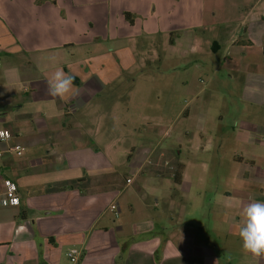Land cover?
<instances>
[{
	"label": "crops",
	"instance_id": "obj_1",
	"mask_svg": "<svg viewBox=\"0 0 264 264\" xmlns=\"http://www.w3.org/2000/svg\"><path fill=\"white\" fill-rule=\"evenodd\" d=\"M187 57L219 65L210 73H227L222 92L235 101H227L229 116L182 79L188 99L170 104L192 122L193 133L178 136L192 139L144 150L157 176L171 179L164 205L185 204L192 214H136L127 202L114 230L104 203L121 195L119 139L90 126L101 123L113 84L136 62ZM57 68L75 77L77 95H48ZM252 83L264 88V0H0V130L24 148L0 160V192L7 178L20 198L17 207L0 206V264H58L71 249L81 253L77 264H233L232 255L243 256L237 264H264L242 251L238 236L242 207L264 202V96L244 92ZM125 229L126 243L117 238Z\"/></svg>",
	"mask_w": 264,
	"mask_h": 264
},
{
	"label": "rangeland",
	"instance_id": "obj_2",
	"mask_svg": "<svg viewBox=\"0 0 264 264\" xmlns=\"http://www.w3.org/2000/svg\"><path fill=\"white\" fill-rule=\"evenodd\" d=\"M236 15V12L228 13L231 18H235ZM121 45L127 46L125 42ZM137 53L139 50L136 51V55ZM230 63L231 61H228L226 67ZM200 65L201 67L193 62V57H187L184 60H161V62L151 59L150 62L142 65L140 62H136V65L129 72L123 73L113 84L111 89L115 92L112 91L114 93L112 100H108L110 104L107 107L109 109H105L101 123L94 122L90 126L93 130L97 128L113 134L114 140L119 139L116 146L119 183L115 188L121 192V195L119 198L107 199L104 203V210L107 205L115 204L120 206L121 216L118 219H113L112 213L106 210L104 223H108L110 228L115 230L120 223H125L128 214L127 202L132 204L136 214L162 215L164 219L170 213L192 214L193 209L185 204L178 205L174 210H169L164 205V196L172 187L171 179L157 176L154 166L148 164L149 156L144 153V150L151 151L155 148L156 151H164L167 148L173 149L171 147H175L178 143L185 145L192 139V136H178L182 134L183 130L192 134V122L185 121L183 117L176 118L182 106L176 103L170 104V100H180L185 97L188 99L186 92L178 90L182 79L187 81L186 85H188L189 90L198 93L209 104H212L210 101L214 97L220 102L221 111H226L231 116L230 113L233 109L227 102L231 98L227 99L228 97L222 92L224 86L227 88L225 84L228 81L225 80L227 73L217 69L211 74V69L215 71L218 68L219 65L217 64L211 68L209 66L203 67L201 63ZM208 87L211 88V92H209ZM115 88L117 89L114 90ZM220 90L221 92H219ZM99 98L100 101L106 99L104 97ZM231 100L234 101V99ZM208 109L215 112L217 105L209 106ZM108 112L109 119H105ZM228 123L229 119L224 126H228ZM98 143L101 145V150L107 151L108 142ZM151 157L158 159L155 157V153ZM149 160L151 161V158ZM171 172L173 173V170ZM125 178L129 179L128 186L125 183ZM143 197L147 207L140 203L143 201ZM117 236L118 240L126 243V229ZM67 253L66 250H63L59 254L58 264H72L67 258ZM231 259L233 264H237L243 259V256L232 255Z\"/></svg>",
	"mask_w": 264,
	"mask_h": 264
},
{
	"label": "clouds",
	"instance_id": "obj_3",
	"mask_svg": "<svg viewBox=\"0 0 264 264\" xmlns=\"http://www.w3.org/2000/svg\"><path fill=\"white\" fill-rule=\"evenodd\" d=\"M48 95L66 99L78 94L75 77L62 68H57L48 78ZM244 92L250 97L264 96V88L259 83L247 84ZM238 236L242 243V251L256 258L264 259V202L250 201L240 212Z\"/></svg>",
	"mask_w": 264,
	"mask_h": 264
},
{
	"label": "built area",
	"instance_id": "obj_4",
	"mask_svg": "<svg viewBox=\"0 0 264 264\" xmlns=\"http://www.w3.org/2000/svg\"><path fill=\"white\" fill-rule=\"evenodd\" d=\"M12 139L13 136L9 131L5 129L0 130V160L5 153H12L16 157H21L23 155V146L12 142ZM127 182H129V180H127ZM19 204L20 198L16 185L11 180L5 178L3 181V190L0 192V206L4 208L17 207ZM109 209L116 218L119 216L120 212L118 206L111 204ZM66 255L72 264H77L81 253L76 249H71Z\"/></svg>",
	"mask_w": 264,
	"mask_h": 264
},
{
	"label": "trees",
	"instance_id": "obj_5",
	"mask_svg": "<svg viewBox=\"0 0 264 264\" xmlns=\"http://www.w3.org/2000/svg\"><path fill=\"white\" fill-rule=\"evenodd\" d=\"M129 15L130 14H124V17L125 19L129 22V23H133L132 20L129 19ZM181 174H182V168L181 167H177L173 173H172V176H173V183L175 185H179L180 184V181H181Z\"/></svg>",
	"mask_w": 264,
	"mask_h": 264
}]
</instances>
